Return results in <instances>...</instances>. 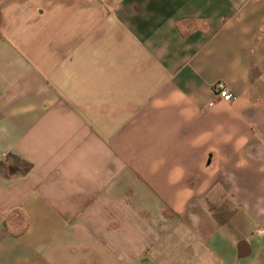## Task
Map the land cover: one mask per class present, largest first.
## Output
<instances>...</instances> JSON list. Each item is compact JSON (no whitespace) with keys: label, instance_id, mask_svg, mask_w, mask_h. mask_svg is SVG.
Segmentation results:
<instances>
[{"label":"crops","instance_id":"crops-1","mask_svg":"<svg viewBox=\"0 0 264 264\" xmlns=\"http://www.w3.org/2000/svg\"><path fill=\"white\" fill-rule=\"evenodd\" d=\"M244 214L264 0H0V264H238Z\"/></svg>","mask_w":264,"mask_h":264},{"label":"rangeland","instance_id":"rangeland-1","mask_svg":"<svg viewBox=\"0 0 264 264\" xmlns=\"http://www.w3.org/2000/svg\"><path fill=\"white\" fill-rule=\"evenodd\" d=\"M237 221L240 223L236 227L239 232L238 237L249 243L251 250L247 249V253V250L244 249L246 251L244 252L245 258L236 259V262L238 264H264V228L262 227L264 224H259L257 220L249 218L246 214ZM233 230H235L234 227ZM229 263L234 262L229 260Z\"/></svg>","mask_w":264,"mask_h":264},{"label":"built area","instance_id":"built-area-1","mask_svg":"<svg viewBox=\"0 0 264 264\" xmlns=\"http://www.w3.org/2000/svg\"><path fill=\"white\" fill-rule=\"evenodd\" d=\"M217 91H218V96L221 98H227L228 97V92L226 88L222 85L217 86Z\"/></svg>","mask_w":264,"mask_h":264}]
</instances>
